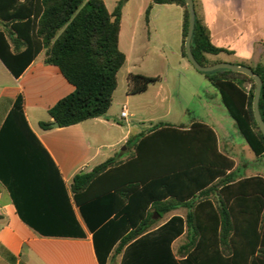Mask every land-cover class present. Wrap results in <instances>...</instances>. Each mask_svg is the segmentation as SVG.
<instances>
[{
	"label": "trees",
	"instance_id": "trees-1",
	"mask_svg": "<svg viewBox=\"0 0 264 264\" xmlns=\"http://www.w3.org/2000/svg\"><path fill=\"white\" fill-rule=\"evenodd\" d=\"M194 2L192 52L202 66H212L222 62L215 57L232 52L213 44ZM154 4L183 8L182 55L187 59L186 1L152 0L147 22ZM123 7L119 2L109 13L103 0H0V59L11 74L19 78L45 52L44 63L58 67L75 87L49 110L60 128L107 116L126 62L120 48ZM239 65L252 68L263 81L259 107L264 120V60L255 66ZM203 74L218 90L253 153L264 156V135L253 111L255 81L230 70ZM128 81L130 94L140 95L160 79L131 74ZM40 126L49 130L52 122ZM151 131L129 139L135 150L130 158H110L77 174L71 186L91 228L105 226L110 238L121 233L111 263L117 264L125 248L165 215L186 207L188 241L180 248L186 264H264V177L237 178L234 160L220 151L217 134L205 123L196 122L188 130L157 124ZM29 175L47 179L29 182L25 179ZM0 180L21 215L27 184L54 188L56 180L61 181L56 165L28 127L20 98L0 130Z\"/></svg>",
	"mask_w": 264,
	"mask_h": 264
},
{
	"label": "crops",
	"instance_id": "crops-1",
	"mask_svg": "<svg viewBox=\"0 0 264 264\" xmlns=\"http://www.w3.org/2000/svg\"><path fill=\"white\" fill-rule=\"evenodd\" d=\"M103 1L109 13L114 12L119 2L124 3L120 48L126 55L106 117L69 127L42 129L41 122L54 123L49 110L72 94L75 87L58 67L44 63L45 52L38 55L19 78H15L0 59V130L20 98L21 111L30 131L49 154L61 179L56 180L55 189L47 183L27 184L22 197V215L0 180V264H112L110 258L121 233L110 238L111 232L105 226L91 228L74 201L71 186L77 174L90 172L110 158L116 157L119 161L130 158L135 150L133 143H128L129 139L150 134L157 124L188 130L196 122L205 123L217 134L220 151L234 160L237 178L264 177V173L241 174L238 149L221 138V134H227L224 120L211 113L205 119L193 118L184 124L180 116L168 111L161 121L149 128L134 124L137 111L129 109L133 95L129 92L128 78L131 74L148 76L140 68L153 48L152 31L161 37V47L168 48L169 56L161 57L159 66L168 77L162 80L158 77L159 87L155 88L157 83L151 85L141 96L154 89L163 104L167 101L164 87L180 83V70L189 72L193 67L182 55L183 8L154 4L147 22L145 13L152 0ZM195 1L213 44L232 52L223 53L230 57L229 62L255 66L264 60V0ZM169 38H173L171 42ZM124 105L128 108V119L121 117ZM25 179L39 182L47 178L29 175ZM188 211L186 207H179L165 215L154 229L125 248L117 264H186L180 248L188 241L185 223ZM175 217L183 219V223H173L171 220Z\"/></svg>",
	"mask_w": 264,
	"mask_h": 264
},
{
	"label": "rangeland",
	"instance_id": "rangeland-1",
	"mask_svg": "<svg viewBox=\"0 0 264 264\" xmlns=\"http://www.w3.org/2000/svg\"><path fill=\"white\" fill-rule=\"evenodd\" d=\"M152 51L148 53L146 61L141 64L140 71L147 73L151 77H159L161 80L168 77L163 74L164 70L160 68L161 57L169 56L168 48L161 47V37H157L152 31L151 35ZM173 38H169L171 42ZM215 59L231 63L230 57L220 54ZM182 80L180 83L165 86L163 94L167 96V101L163 104L156 97V92L151 89L146 95H133L132 104H129L131 111H137L134 118L136 126H145L147 128L161 121L165 112H171L174 116H180L184 124L190 123L193 118H203L209 113L217 118L223 119L227 134H221L231 142L239 153L240 172L242 175L251 173H264V157L258 158L250 149L242 135L234 125V120L230 117L221 101V96L207 77L198 72L195 68L190 67V71L180 70ZM161 82V81H160ZM159 87L157 83L156 89ZM187 110V113L184 112ZM139 121H143L140 124Z\"/></svg>",
	"mask_w": 264,
	"mask_h": 264
},
{
	"label": "water",
	"instance_id": "water-1",
	"mask_svg": "<svg viewBox=\"0 0 264 264\" xmlns=\"http://www.w3.org/2000/svg\"><path fill=\"white\" fill-rule=\"evenodd\" d=\"M189 12V30L188 35L185 40V52L187 55L188 61L191 63V65L200 73H210L217 70H230L238 73H242L251 79L255 81L256 87L254 92V98H253V111L254 116L256 119V122L262 131L264 135V120L262 118L261 112H260V98H261V91L263 87V81L259 75H257L252 68L248 66H243L239 64H233V63H227V62H219L212 66H202L195 58L193 52H192V38L194 34L195 24H196V9H195V2L194 0H185ZM53 127L58 128L59 124L54 122L52 124Z\"/></svg>",
	"mask_w": 264,
	"mask_h": 264
},
{
	"label": "built area",
	"instance_id": "built-area-1",
	"mask_svg": "<svg viewBox=\"0 0 264 264\" xmlns=\"http://www.w3.org/2000/svg\"><path fill=\"white\" fill-rule=\"evenodd\" d=\"M121 117L123 119H128L129 113H128V108L126 105L123 106L122 112H121Z\"/></svg>",
	"mask_w": 264,
	"mask_h": 264
}]
</instances>
